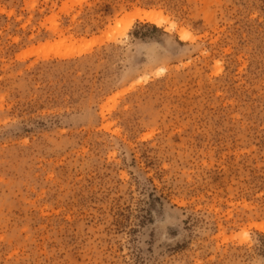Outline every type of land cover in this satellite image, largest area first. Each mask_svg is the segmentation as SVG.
<instances>
[{"label": "rangeland", "instance_id": "374dc122", "mask_svg": "<svg viewBox=\"0 0 264 264\" xmlns=\"http://www.w3.org/2000/svg\"><path fill=\"white\" fill-rule=\"evenodd\" d=\"M260 226L264 0H0V264H264Z\"/></svg>", "mask_w": 264, "mask_h": 264}, {"label": "bare ground", "instance_id": "6f19581e", "mask_svg": "<svg viewBox=\"0 0 264 264\" xmlns=\"http://www.w3.org/2000/svg\"><path fill=\"white\" fill-rule=\"evenodd\" d=\"M134 17L140 19V20H146L149 21L157 26H160L162 23L166 22V18L163 17V15L161 13H157L154 11H149V12H143V13H136L135 15H131V16H126L125 19L127 20V22L124 23V33L126 31L129 30L132 20L134 19ZM123 23L122 21L116 22L115 24L120 25ZM182 34H186L185 32L182 31ZM100 39L99 38H95V39H91L90 45H94L95 43H97ZM82 53V52H81ZM261 231L264 232V227L260 226L258 227Z\"/></svg>", "mask_w": 264, "mask_h": 264}]
</instances>
